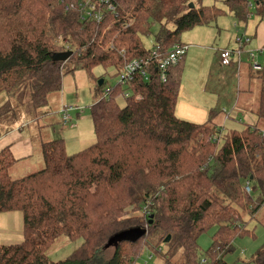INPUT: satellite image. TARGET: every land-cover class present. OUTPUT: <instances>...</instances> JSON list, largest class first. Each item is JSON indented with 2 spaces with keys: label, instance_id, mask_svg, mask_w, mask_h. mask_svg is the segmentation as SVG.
<instances>
[{
  "label": "trees",
  "instance_id": "trees-1",
  "mask_svg": "<svg viewBox=\"0 0 264 264\" xmlns=\"http://www.w3.org/2000/svg\"><path fill=\"white\" fill-rule=\"evenodd\" d=\"M79 1L0 0V95L17 97L35 119L62 91L65 74L120 69L123 51L127 61L149 58L142 37L155 24L175 26L157 38L165 58L182 33L212 25L223 12L192 9L189 0H117L115 12L100 8L98 24L82 19ZM249 3L264 21V0L225 1L237 21L248 20ZM64 52L74 53L69 61L54 59ZM185 57L165 83L158 60L148 82L138 76L125 86L98 83L103 97L91 107L97 142L85 150L69 155L64 140L44 142L45 167L18 179L10 169L19 160L10 147L0 152V213L21 212L24 221L22 243L0 245V264H135L145 249L161 254L156 248L168 236L169 255L182 252L181 264H228L224 256L264 206V66L254 71L261 82L257 123L224 134L218 111L203 124L177 117ZM13 106L0 110V125ZM246 182L259 198L245 192ZM215 226L202 261L198 240ZM138 231L105 259L112 239ZM62 239L82 244L67 260L53 261L49 252ZM254 263L264 264V246Z\"/></svg>",
  "mask_w": 264,
  "mask_h": 264
},
{
  "label": "rangeland",
  "instance_id": "rangeland-1",
  "mask_svg": "<svg viewBox=\"0 0 264 264\" xmlns=\"http://www.w3.org/2000/svg\"><path fill=\"white\" fill-rule=\"evenodd\" d=\"M226 0H189L190 7L216 6L223 12L217 21L207 27H196L180 35V42L191 49L185 57L184 72L176 108L177 117L184 121L203 124L210 118V112L218 111L216 122L225 127L224 134L231 129L242 130L245 126H254L257 123L255 112L259 105L261 82L251 66L249 52L253 51L259 57L258 62L264 66V53H257L258 38L256 30L260 16L252 4L248 21H237L225 4ZM252 1V0H251ZM173 24L161 27L158 24L152 28L150 35L142 37L143 46L153 49L157 38L168 30L174 29ZM248 35L252 43L245 48L240 61L238 56L233 57V65L222 66L220 51L237 50L238 39ZM245 35V36H246ZM240 68V69H239ZM115 69L105 70L98 67L90 75L84 70H76L64 76L61 92L53 93L49 97V105L43 109L39 119L28 113V105H19L17 97L3 93L0 95V110L9 102H13L12 113L8 115L3 126L0 125V138L18 133L24 138L33 137L34 153L32 157L24 159L10 169L13 179L22 178L41 171L45 167L42 154V144L55 140H64L69 155L79 153L97 142L91 107L103 94L97 90L100 79L113 87L118 83L114 77ZM63 105L82 108V112L71 113L73 121L68 125L63 123L60 108ZM247 112V113H246ZM16 115L18 119L15 118ZM79 114V115H78ZM237 115L238 124H232L226 119L227 115ZM226 119V120H225ZM223 139V138H222ZM223 140H221V143ZM3 147L2 149H4ZM253 188L255 187L254 184ZM253 197L259 198V191L254 188ZM249 231L244 237L237 238L233 243V250L224 256L228 264H255L254 256L264 246V206L249 219L245 225ZM24 221L21 212L0 213V245H15L23 241ZM218 227H213L203 234L199 240V251L202 261L212 248ZM82 244L81 240L70 241L62 239L53 246L49 257L53 261L67 260L69 256ZM156 250L145 249L135 264H181L182 252L174 257L169 255V248L164 243ZM168 254L164 257V255ZM113 255V247L105 250L104 256L108 260Z\"/></svg>",
  "mask_w": 264,
  "mask_h": 264
},
{
  "label": "built area",
  "instance_id": "built-area-1",
  "mask_svg": "<svg viewBox=\"0 0 264 264\" xmlns=\"http://www.w3.org/2000/svg\"><path fill=\"white\" fill-rule=\"evenodd\" d=\"M116 1L117 0H80L78 2V9L82 15L83 20L94 19L99 24L102 22L103 13L100 8L102 6H106L109 11H116ZM74 8V5L71 6ZM249 8H252V4L249 3ZM251 42L250 38L245 36H241L238 39V49L237 50H222L220 51V60L222 66H230L233 63V57L238 56L239 61L242 57V53L246 45ZM161 42H157L153 49H151L150 57L147 59H134L131 61H127L125 59V52L123 51L121 54L124 58V65L120 69H115L114 77L118 78V84L125 86L133 83L136 80V77L140 76L145 81H150L151 73L153 70V64L155 60H158L156 63V69L159 72L160 80L165 83L168 79V73L171 68L177 66L182 59V57L186 56L189 50V46L179 43L176 44L170 51L169 54L160 59L161 57ZM258 53V52H257ZM251 58V66L252 69L256 72L261 71L263 66L258 62V56L255 52H249ZM110 89L106 91L104 97H107ZM125 98H129V94L124 95ZM82 112V108H78L76 106L71 105H63L60 108V114L62 116L63 123L69 124L73 121V117L71 115L72 112ZM244 190L248 195H252L254 192V188L251 182H246L244 186Z\"/></svg>",
  "mask_w": 264,
  "mask_h": 264
},
{
  "label": "crops",
  "instance_id": "crops-1",
  "mask_svg": "<svg viewBox=\"0 0 264 264\" xmlns=\"http://www.w3.org/2000/svg\"><path fill=\"white\" fill-rule=\"evenodd\" d=\"M249 18H250V16L248 17V19ZM245 35L242 34V36H245ZM245 37L249 38L248 35H246ZM256 37L258 38V43H256V46L258 48L257 52H258V55H260V53H264V21H260L259 22L258 27H257V30H256ZM251 43H252V41L248 45H250ZM248 45H246V47ZM190 49L191 48L189 47V50ZM189 50H188V52H189ZM245 52L246 51L244 49L243 54ZM186 56H187V54H186ZM176 115H177V113H176ZM237 117L238 116L235 115V114L234 115L230 114V115H227V117H226V119L231 122V124L233 126L232 128H235L236 125L238 124V121L237 120L239 118L237 119ZM17 134L18 133H14V134H10L12 136L7 137L8 135H6V136H4V137L2 136L0 138V152L3 150L2 149L3 147H5V148L6 147H10L14 158L17 159V160H19V163H20L24 159H28V158H31L32 157V153H34V151H35L34 146H33V140H34V138L33 137H30V136H26L24 138L23 136H21V135L19 136Z\"/></svg>",
  "mask_w": 264,
  "mask_h": 264
},
{
  "label": "water",
  "instance_id": "water-1",
  "mask_svg": "<svg viewBox=\"0 0 264 264\" xmlns=\"http://www.w3.org/2000/svg\"><path fill=\"white\" fill-rule=\"evenodd\" d=\"M191 8L193 9L194 6L191 5ZM73 52H64V53H60V54H57L54 56V59L56 61H59V62H63V63H66L67 61H69L71 59V57L73 56ZM104 84V80L101 79L99 81V86H102ZM151 221H152V217H151ZM141 232L138 231V232H127V233H124V234H121L117 237H115L114 239H112L108 245H107V249L109 247H113V245H115L116 243H119V242H122V241H125V240H133L135 238L136 235H139ZM171 241V236H168V238L165 240V243L168 244L169 242Z\"/></svg>",
  "mask_w": 264,
  "mask_h": 264
}]
</instances>
